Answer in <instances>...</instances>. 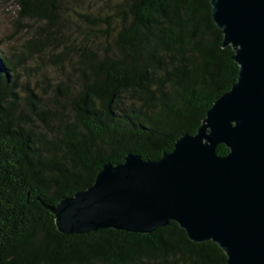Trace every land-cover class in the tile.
<instances>
[{
  "label": "trees",
  "instance_id": "16d2710c",
  "mask_svg": "<svg viewBox=\"0 0 264 264\" xmlns=\"http://www.w3.org/2000/svg\"><path fill=\"white\" fill-rule=\"evenodd\" d=\"M17 2L39 26L20 51L0 45V264H227L219 244L191 240L175 220L63 233L47 207L104 164L158 160L197 132L239 72L212 0ZM48 54L59 79L44 97L28 77Z\"/></svg>",
  "mask_w": 264,
  "mask_h": 264
},
{
  "label": "water",
  "instance_id": "95a60500",
  "mask_svg": "<svg viewBox=\"0 0 264 264\" xmlns=\"http://www.w3.org/2000/svg\"><path fill=\"white\" fill-rule=\"evenodd\" d=\"M213 20L238 77L158 160L129 153L88 188L48 205L63 233L100 228L151 232L177 221L191 240H212L227 264H264V0H212ZM224 143L229 152L220 155Z\"/></svg>",
  "mask_w": 264,
  "mask_h": 264
},
{
  "label": "rangeland",
  "instance_id": "374dc122",
  "mask_svg": "<svg viewBox=\"0 0 264 264\" xmlns=\"http://www.w3.org/2000/svg\"><path fill=\"white\" fill-rule=\"evenodd\" d=\"M17 0H0V45L8 54L20 51L24 42L38 28L39 22L22 18ZM53 51V48L49 53ZM43 65L34 64L30 70L31 87L40 95L48 97L56 87L59 73L54 65V57L50 54ZM49 94V95H48Z\"/></svg>",
  "mask_w": 264,
  "mask_h": 264
}]
</instances>
